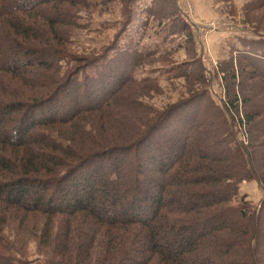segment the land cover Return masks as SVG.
Returning a JSON list of instances; mask_svg holds the SVG:
<instances>
[{
    "label": "trees",
    "instance_id": "obj_1",
    "mask_svg": "<svg viewBox=\"0 0 264 264\" xmlns=\"http://www.w3.org/2000/svg\"><path fill=\"white\" fill-rule=\"evenodd\" d=\"M94 6L0 0V264H264V197L240 193L264 189V43L234 50L230 101L192 91L160 110L131 39L74 53ZM242 13L264 40V0ZM199 69L166 72L187 89Z\"/></svg>",
    "mask_w": 264,
    "mask_h": 264
},
{
    "label": "rangeland",
    "instance_id": "obj_2",
    "mask_svg": "<svg viewBox=\"0 0 264 264\" xmlns=\"http://www.w3.org/2000/svg\"><path fill=\"white\" fill-rule=\"evenodd\" d=\"M89 1L95 9L79 14L84 28L72 33L74 53L82 58H94L102 55L116 36L119 35L118 44L131 39L133 45H138L139 52L151 55L135 77L157 81L160 91L145 102L160 110L196 91L205 92L217 105L230 101L232 94H228L227 87L232 82L227 71L231 67L237 74L239 63L234 50L241 49L243 41L264 43L258 33L254 35L242 13L253 0H190L193 11L189 15L178 0ZM173 25L177 28L171 33ZM190 61L200 65L198 72L204 84L186 89L183 79H173L175 72L166 71ZM87 73L90 75L92 71L87 69ZM238 108L241 113L240 104ZM235 131L237 138L243 141L244 131L237 128ZM240 193L246 195L255 209L264 197V189L255 181H244ZM30 248L34 251L33 245ZM34 259L32 256L30 261Z\"/></svg>",
    "mask_w": 264,
    "mask_h": 264
},
{
    "label": "built area",
    "instance_id": "obj_3",
    "mask_svg": "<svg viewBox=\"0 0 264 264\" xmlns=\"http://www.w3.org/2000/svg\"><path fill=\"white\" fill-rule=\"evenodd\" d=\"M178 2L184 6L186 14H192L193 7L190 0H178Z\"/></svg>",
    "mask_w": 264,
    "mask_h": 264
},
{
    "label": "crops",
    "instance_id": "obj_4",
    "mask_svg": "<svg viewBox=\"0 0 264 264\" xmlns=\"http://www.w3.org/2000/svg\"><path fill=\"white\" fill-rule=\"evenodd\" d=\"M219 36L215 37V40L217 39L218 40Z\"/></svg>",
    "mask_w": 264,
    "mask_h": 264
}]
</instances>
